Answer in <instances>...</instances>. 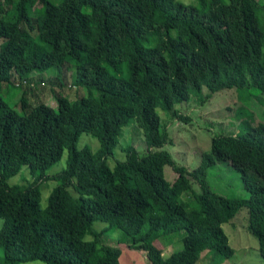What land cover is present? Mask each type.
<instances>
[{
  "label": "trees",
  "instance_id": "obj_1",
  "mask_svg": "<svg viewBox=\"0 0 264 264\" xmlns=\"http://www.w3.org/2000/svg\"><path fill=\"white\" fill-rule=\"evenodd\" d=\"M193 1L0 0V264H120L121 249L104 243L96 221L120 230L150 264H197L205 251L231 259L223 225L242 209L264 260V211L252 204L264 199V125L214 137L193 171L154 151L172 143L158 109L171 112L204 89L206 99L231 89L264 95V2ZM66 67L89 95L71 101L55 92L58 110L40 99L31 105L29 75L56 70L60 79ZM16 81L18 109L1 95ZM133 122L148 153L124 146L126 161L111 168ZM83 134L99 140V152L77 147ZM66 149L67 169L54 178L45 208L37 181L9 184L24 167L49 170ZM220 165L241 175L251 199L216 191L209 173ZM182 232L183 250L164 258L154 242Z\"/></svg>",
  "mask_w": 264,
  "mask_h": 264
},
{
  "label": "rangeland",
  "instance_id": "obj_2",
  "mask_svg": "<svg viewBox=\"0 0 264 264\" xmlns=\"http://www.w3.org/2000/svg\"><path fill=\"white\" fill-rule=\"evenodd\" d=\"M59 3L60 0H52ZM186 5L196 4L193 0H177ZM264 2V0H259ZM40 8H37V13ZM37 36V33L34 34ZM2 41L0 40V46ZM56 70H50L43 74L33 72L28 79H35L30 87L28 100L31 105H37L38 100L58 110L54 94L60 93L71 101L78 97L89 95L88 90L75 85L74 70L66 67L62 78L57 77ZM19 81L12 84H4L1 95L12 107L19 108V102L23 97V89L17 86ZM75 85V86H74ZM208 90L202 93L192 92L190 99L182 104L176 105L171 112L158 109L157 113L161 119V131L166 132L172 143L154 151H166L176 163L187 168L189 171L196 169L202 161L203 153H208L212 148V140L221 135H238L248 132L249 128L255 129L264 125V95L256 89L238 91L237 89L224 90L207 98ZM182 115L189 118L187 121H180L177 117ZM133 145L138 152L145 156L148 153L143 131L136 122H133L124 129L120 145L116 148L113 157L108 163L114 168L117 162L126 161V154L122 147ZM79 149H90L93 153L100 151L101 145L97 138L83 134L78 142ZM69 150L66 149L61 161L45 172L37 171L33 174L28 167L9 180L10 185H28L38 182L42 192V206L45 208L52 192L58 186L55 177L67 169ZM166 180L172 182L176 174L169 166L165 168ZM209 179L219 193L230 198L251 199L245 190L241 175L235 172L229 165H220L209 173ZM199 191V188L196 187ZM76 196V195H75ZM181 200L190 202L188 195ZM253 210L264 211V199L252 200ZM248 210L242 209L237 216L229 223L223 225V229L229 238L230 246L234 249L235 255L231 259L205 251L202 253L197 264H264L259 252V242L248 231ZM3 221L0 219V230ZM94 229L97 232L105 231L104 243L122 251L120 264H150L144 251L131 249L125 235L117 229H111L107 223L96 221ZM183 232L176 235L164 236L154 242L155 246L163 251L164 258H169L175 253L183 250ZM94 238L87 236L86 240ZM27 264H45L32 262Z\"/></svg>",
  "mask_w": 264,
  "mask_h": 264
},
{
  "label": "built area",
  "instance_id": "obj_3",
  "mask_svg": "<svg viewBox=\"0 0 264 264\" xmlns=\"http://www.w3.org/2000/svg\"><path fill=\"white\" fill-rule=\"evenodd\" d=\"M18 86V85H17Z\"/></svg>",
  "mask_w": 264,
  "mask_h": 264
}]
</instances>
